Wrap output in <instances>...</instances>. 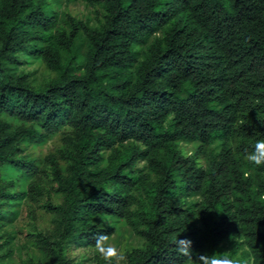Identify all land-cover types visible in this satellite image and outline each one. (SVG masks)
<instances>
[{
	"label": "trees",
	"instance_id": "trees-1",
	"mask_svg": "<svg viewBox=\"0 0 264 264\" xmlns=\"http://www.w3.org/2000/svg\"><path fill=\"white\" fill-rule=\"evenodd\" d=\"M61 1L0 0V231L46 198L24 264H81L68 249L116 223L141 241L125 264H190L177 239L264 264V165L246 159L264 140V0H81L95 27ZM33 62L39 86L19 71Z\"/></svg>",
	"mask_w": 264,
	"mask_h": 264
},
{
	"label": "rangeland",
	"instance_id": "rangeland-1",
	"mask_svg": "<svg viewBox=\"0 0 264 264\" xmlns=\"http://www.w3.org/2000/svg\"><path fill=\"white\" fill-rule=\"evenodd\" d=\"M57 11L61 14L67 13L83 22L88 21L91 27L96 26L94 11L87 7L81 0H72L70 2L63 0L57 7ZM19 71L30 75L33 86L42 85L50 76L37 62L25 64L19 68ZM50 148L51 144L48 143L41 151L45 154ZM179 148L186 156L194 152V147L190 144L181 143ZM196 163L199 167L204 166L201 157L196 159ZM45 200L46 198L43 196L35 203H24L16 222L0 231L2 237L1 243L6 242L3 246V252L5 250L11 251V254L4 260L3 264H24L31 258L32 242L28 234L46 230L48 225L47 219L42 214V207L44 206ZM54 200H57V197H54ZM106 223H110V221L108 220ZM115 225L117 231L111 236L108 243L114 246L119 253L123 254L125 251L141 245V241L132 234L129 228L122 223H116ZM95 255L103 258L96 248L82 249L70 247L67 251V257L69 259L81 264H94ZM32 260L35 261L33 257Z\"/></svg>",
	"mask_w": 264,
	"mask_h": 264
},
{
	"label": "clouds",
	"instance_id": "clouds-1",
	"mask_svg": "<svg viewBox=\"0 0 264 264\" xmlns=\"http://www.w3.org/2000/svg\"><path fill=\"white\" fill-rule=\"evenodd\" d=\"M246 159L257 167L264 165V140L256 142L254 151L246 155ZM95 239V247L99 254L106 261V264H125L126 257L119 253L118 250L108 243V236L99 234ZM176 253L183 257L190 264H232L227 258H217L214 254H199L193 259L192 241L188 239H177L175 242Z\"/></svg>",
	"mask_w": 264,
	"mask_h": 264
}]
</instances>
